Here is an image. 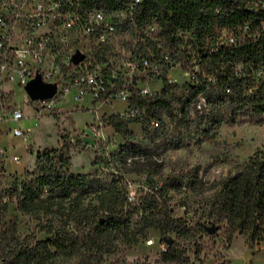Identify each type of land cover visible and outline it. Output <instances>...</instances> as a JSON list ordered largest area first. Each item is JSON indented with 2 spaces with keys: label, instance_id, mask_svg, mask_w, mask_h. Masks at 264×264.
I'll return each mask as SVG.
<instances>
[{
  "label": "trees",
  "instance_id": "1",
  "mask_svg": "<svg viewBox=\"0 0 264 264\" xmlns=\"http://www.w3.org/2000/svg\"><path fill=\"white\" fill-rule=\"evenodd\" d=\"M134 21L137 29L132 31L139 37L134 55L147 56L151 51L163 67L155 78L162 82V90L151 96L133 95L130 105L143 110L146 121L117 115L105 119L106 125L125 140L120 158L146 155L133 143L129 124H146L147 133L150 122L158 123L160 111L186 122L189 106L199 95L208 106V112L198 117L205 133L245 120L264 123V0H143ZM246 26L248 30L236 47L224 43L225 35L240 36ZM190 52L196 57L194 62L187 56ZM164 58L183 63L186 70L197 68L196 80L187 83L189 95L184 102L177 100L175 85L167 80L170 69ZM257 71L263 78L256 79ZM61 138L62 146L36 154L33 170L12 184L9 200L14 197L21 215L54 214L64 228L49 232L45 241L17 245V220L13 217L0 233V264H46L55 257L73 256L80 264H104L105 257L114 251L109 245L112 236L128 230L120 187L115 182L105 184L97 178L69 173L71 144L63 135ZM181 186L178 178H167L156 190L158 195L150 196L145 203L149 211L143 219L145 229H156L162 236H189L184 221L172 217L164 194L167 187ZM90 196L95 205L85 203ZM9 200L0 196L1 212H7ZM207 219L220 225L219 231L224 230L228 237L238 233L249 249L264 242V150L256 149L220 183ZM69 226L72 231L65 230ZM207 228L202 226L201 231L207 233ZM161 254L166 262L188 264L173 243Z\"/></svg>",
  "mask_w": 264,
  "mask_h": 264
},
{
  "label": "rangeland",
  "instance_id": "2",
  "mask_svg": "<svg viewBox=\"0 0 264 264\" xmlns=\"http://www.w3.org/2000/svg\"><path fill=\"white\" fill-rule=\"evenodd\" d=\"M138 39L132 29L119 30L110 40L102 60L122 69L124 55L137 47ZM187 56L192 62L196 59L192 52ZM191 71L178 63L167 76L168 82L175 85L173 92L178 101L188 98L187 73ZM148 88L159 93L162 82L151 79ZM14 99L21 103L24 114L21 126L30 136L24 146L20 138L12 135L16 125L0 122L1 198L9 200L12 184L21 180L26 171L33 170L36 154L62 146L63 135L71 144L69 173L97 178L105 184L115 182L125 197L123 211L129 220L128 230L112 236L109 245L114 251L105 257L104 264H172L161 254V246L169 245L168 242L184 253L188 264H264V242L249 249L238 233L228 237L224 230L219 231L220 225H213L207 219L209 204L217 196L220 183L256 149L264 150V123L245 120L205 133L204 127L198 124V117L208 112V106L204 96L199 95L189 106L186 122L171 119L169 113L160 111L158 123L150 124L147 133L144 132L146 124H129L127 129L134 137L133 143L146 155L124 159L119 152L125 140L106 125L105 119L116 115L125 118V102L111 100L95 109L91 98L81 103L74 101L70 94L58 105V110L35 113L30 105H23L25 94L22 90L15 89ZM173 108L177 110L176 102ZM97 118L102 125L96 123ZM174 177L182 186L180 189L166 188L167 207L173 218L184 221L189 229L188 237L162 236L156 229L144 228L143 219L149 213L145 210L146 201L158 195L155 192L165 179ZM88 202L96 204L93 196L87 198L85 203ZM13 217L17 220V245L24 241L32 245L45 241L50 238L49 232L64 228L54 214L21 215L12 197L7 212L0 210V233ZM202 226L219 228L208 235L201 231ZM65 230L72 231V228L65 227ZM46 264L80 263L79 258L73 256L55 257Z\"/></svg>",
  "mask_w": 264,
  "mask_h": 264
},
{
  "label": "built area",
  "instance_id": "3",
  "mask_svg": "<svg viewBox=\"0 0 264 264\" xmlns=\"http://www.w3.org/2000/svg\"><path fill=\"white\" fill-rule=\"evenodd\" d=\"M142 3L143 0H0V122L16 125L13 137L20 138L25 146L30 136L21 126L24 114L21 103L14 99L16 88L25 94L23 105H30L35 113L58 110L66 96L73 94L76 102L91 98L95 109L111 100L125 102V118L146 121L144 111L132 107L130 101L134 94L151 96L148 84L163 72L161 64L151 51L142 56L134 55L132 50L124 55L122 69L101 58L119 30L137 29L134 14ZM247 30L244 27L240 36L225 35L224 43L236 47ZM76 53L82 59L74 64ZM164 59L170 69L168 76L177 64ZM196 73V67L187 73L189 82L196 80ZM37 77L43 84L56 86L51 98L30 99L25 87ZM255 77L263 75L257 71ZM96 123L102 125L98 118ZM165 246H161V253L166 252Z\"/></svg>",
  "mask_w": 264,
  "mask_h": 264
},
{
  "label": "water",
  "instance_id": "4",
  "mask_svg": "<svg viewBox=\"0 0 264 264\" xmlns=\"http://www.w3.org/2000/svg\"><path fill=\"white\" fill-rule=\"evenodd\" d=\"M81 59V55L79 53H76L72 61L74 64H77ZM25 91L33 101L45 100L51 98L54 95L56 86L43 84L40 78L37 77L27 84V86L25 87ZM218 228V226L207 228L208 235H213L218 230ZM168 244L170 243L168 242Z\"/></svg>",
  "mask_w": 264,
  "mask_h": 264
}]
</instances>
